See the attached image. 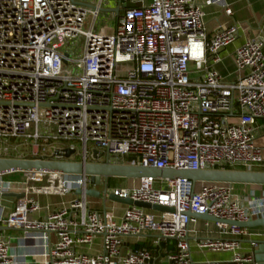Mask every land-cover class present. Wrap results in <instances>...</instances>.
<instances>
[{"label":"built area","instance_id":"obj_1","mask_svg":"<svg viewBox=\"0 0 264 264\" xmlns=\"http://www.w3.org/2000/svg\"><path fill=\"white\" fill-rule=\"evenodd\" d=\"M110 1L0 0V156L18 152L10 140L22 139L33 141L29 154L37 158L71 160L65 151L74 154L79 143L81 156L73 161L102 162L107 155L111 162L158 169L264 171V141L258 142L254 128L257 119L264 120L263 40L252 37L234 50L237 77L226 81L213 65L240 25L220 27L207 39L196 0H114L121 12L108 17L114 26L95 28ZM80 36L81 53L72 59L67 45ZM69 63L77 73L64 67ZM88 142L95 155L87 151ZM126 155L137 158L124 161ZM11 174L21 178H4ZM196 182L132 178L105 189L100 209L91 208L82 193L34 219L30 214L41 209L35 195L84 189L87 178L0 174V196L14 187L23 193L8 213L0 203V226L23 231L22 245L30 248L17 251L0 234V264H27V256L39 257V264H160L159 254L147 248L124 247L126 238L147 232L155 246L174 241L164 264H195L189 242L195 214L240 222L264 218V189L244 196L232 183L203 181L196 189ZM109 194L172 211L120 203ZM111 201L121 206L119 217L117 207L107 205ZM215 224L220 236L199 239L196 247L231 255L202 264H256L253 251H240L249 228Z\"/></svg>","mask_w":264,"mask_h":264},{"label":"crops","instance_id":"obj_2","mask_svg":"<svg viewBox=\"0 0 264 264\" xmlns=\"http://www.w3.org/2000/svg\"><path fill=\"white\" fill-rule=\"evenodd\" d=\"M223 3H206L205 0H196L202 6L204 11V23L207 39H209L216 30L220 27H226L232 24L240 25L238 30L237 37L234 42L226 46L220 51L221 60L213 65V67L220 73L226 81L235 80L237 73L235 71V66L233 62V53L234 50L243 44L247 39L252 37H257L264 42V0H223ZM227 5L231 9V14L225 13L224 5ZM116 2L111 0L107 6L109 11L111 9L117 8ZM112 15H115L114 11L111 12ZM121 13L120 11L118 12ZM115 19V17H114ZM108 26H114L115 20L108 21ZM102 25H99L100 27ZM264 52V46H263ZM255 128V137L258 138V142L264 141V120L257 119L254 123ZM11 178L12 180H19L21 177L19 174H11L9 176H4ZM102 181V180H101ZM94 189L99 190L97 187L92 186ZM264 189L262 187H251L248 189V193H260ZM16 194H20V189L14 187L13 191ZM247 194H243L248 195ZM77 195L75 191H70L63 195H44L39 194L35 195V199L40 206V210L30 214L31 218H42L47 211H50L58 206L66 205L70 200L75 198ZM5 197H15V196H0V203L5 207V212L8 213L14 209V206L17 202H14V205L11 204V200L4 199ZM16 198V197H15ZM87 202L89 206L93 209H100L104 205L103 195L97 196H87ZM107 205H114L117 207L116 216L121 214V206L117 202H109ZM194 232L190 233V247L192 252V259L195 264H202L205 261H214V260H225L230 257L229 252H212V251H203L199 250L196 247V242L199 239L205 237H219V229L217 228L215 222L208 221L203 219H198L195 224L191 227ZM250 235L242 237L240 244L241 252H250L253 251L256 247L251 245V241H264V228L262 226L249 227ZM0 234L7 240H9L14 246H16L17 251H28L30 248H26L22 245L20 239L24 237V233L21 230L9 228L6 226H0ZM223 236V235H221ZM19 240V241H17ZM98 242V239L96 240ZM20 243L19 245H17ZM25 244V242H23ZM140 243L146 246H149L154 254H159L160 264H164V256L166 250H172L174 241L172 240H162L155 246V240L153 234L147 232L141 238H126L124 241L125 249L132 250L131 246ZM83 251H91V247H86L82 249ZM41 259L39 257L30 258L26 257L27 264H39Z\"/></svg>","mask_w":264,"mask_h":264},{"label":"water","instance_id":"obj_3","mask_svg":"<svg viewBox=\"0 0 264 264\" xmlns=\"http://www.w3.org/2000/svg\"><path fill=\"white\" fill-rule=\"evenodd\" d=\"M106 10V9H105ZM111 11L118 13L120 9L114 8ZM72 150L67 149L64 157L68 158L72 154ZM16 171H43L56 172L65 175L80 176L87 178L88 187L82 189L76 188L75 194L84 193L87 196H99L100 191L92 186L97 185L102 179L109 177H123L127 179L140 178L143 176H151L154 178H187L195 181H217L226 183L255 184L264 185V171L260 170H243V169H209V170H176L172 168H153L140 165H132L126 163H117L109 161L107 155L102 162H83L73 160H57L45 158H14L0 157V174L16 172ZM1 196L23 197V193L16 194L7 192ZM109 199L124 204H134L139 207L152 209L156 211H172L168 206L149 204L142 201H132L128 198H120L113 194L108 195ZM189 214V213H188ZM198 219L208 220L211 222H222L239 227H256L264 228V218H258L246 222L232 221L215 218L208 214H195ZM256 248L253 250L256 264H264V241H255Z\"/></svg>","mask_w":264,"mask_h":264},{"label":"rangeland","instance_id":"obj_4","mask_svg":"<svg viewBox=\"0 0 264 264\" xmlns=\"http://www.w3.org/2000/svg\"><path fill=\"white\" fill-rule=\"evenodd\" d=\"M106 6H108V5H106ZM111 15H112V13L110 11L100 12L98 19H97V22H96V25H95V28H97L99 25L109 24L108 17H110ZM91 19H92V15H88L85 22H84V28L88 27ZM83 43H84V38L82 36H80L79 38L72 40L68 43L67 50H68V52H70V57L72 59L78 58L79 54L81 53ZM64 67L71 68L74 73L78 72V70L75 68L74 63H69L68 65H64ZM10 143L16 144L19 151L18 152H12L6 156H0V157H19V158H32L33 157L29 154L30 152H32L33 141H31V140L23 141L22 139H12V140H10ZM67 144L68 143H66L64 141H57L56 143H54V145L60 146V147H64ZM75 145H76V151L74 154H72L69 157L71 160H73V159L79 160V158L81 156L80 144L75 143ZM48 147H50V146H48ZM87 151L91 154L94 153V155H95V153H97L96 149L93 147V145L90 142L87 143ZM0 155H4V154H0ZM46 157H48V155H46ZM130 158H137V157L135 155H126L124 157V161H126ZM6 178H8V177H6ZM127 180H129V179L123 178V177H109L106 180L102 179V181L99 184L93 185V186L97 187L99 189L101 195H103V192L105 189L107 192H109L115 186L124 185L127 182ZM43 183H45V182H41L40 184H43ZM202 183H203V181H197L196 185H195L196 189L198 187H200V185ZM262 186L263 185L232 183L233 191L235 193L240 194V195L247 194L248 189L251 187H262ZM4 199L11 200V202H12L11 204H13V205H14V202H16V200H17V198H15V197H5Z\"/></svg>","mask_w":264,"mask_h":264},{"label":"trees","instance_id":"obj_5","mask_svg":"<svg viewBox=\"0 0 264 264\" xmlns=\"http://www.w3.org/2000/svg\"><path fill=\"white\" fill-rule=\"evenodd\" d=\"M131 248H132V250H137V249H142V248L150 249L149 246H146V245L140 244V243H136V244L132 245Z\"/></svg>","mask_w":264,"mask_h":264}]
</instances>
